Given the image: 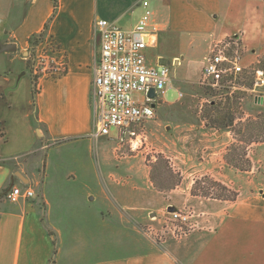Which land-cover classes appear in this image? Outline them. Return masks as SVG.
<instances>
[{"label": "rangeland", "instance_id": "obj_1", "mask_svg": "<svg viewBox=\"0 0 264 264\" xmlns=\"http://www.w3.org/2000/svg\"><path fill=\"white\" fill-rule=\"evenodd\" d=\"M32 3L0 0V42L17 44V51L0 53V129L7 128L11 138L8 144L0 142V152L31 150L9 165L13 174L37 178L44 188L92 191L90 197L103 192L102 199L74 203L81 208L80 248L93 258L127 254L133 246L140 250L147 244L176 246L183 255L191 254L196 244L190 243L200 233L187 229L186 236L173 238L159 222L169 205L198 210L208 203H264V106L245 92L216 97L201 86L204 46L192 44L199 30H179L173 22L157 32L160 39L147 50L152 65L158 54L167 58L170 83L155 118L137 127L134 137L119 139L116 127L99 139L49 141L39 136L32 126V64L39 43L33 46L28 39L41 31L30 16ZM154 4L151 8L158 11ZM39 6L44 11L50 0ZM22 71L26 74L17 83ZM15 183L23 186L17 177ZM100 211L104 222L93 218Z\"/></svg>", "mask_w": 264, "mask_h": 264}, {"label": "crops", "instance_id": "obj_2", "mask_svg": "<svg viewBox=\"0 0 264 264\" xmlns=\"http://www.w3.org/2000/svg\"><path fill=\"white\" fill-rule=\"evenodd\" d=\"M32 1L30 16L37 19V31H41L53 14V1L50 0L49 8L44 11L39 6L41 0ZM143 1L60 0L47 34L67 53L68 65L58 77L37 78L38 93L32 126L39 136L44 135L49 141L92 136L94 66L102 48L101 33L95 30L94 23L97 19L106 18L116 21L127 31L131 30L145 12ZM148 1L153 13L151 28L156 26L158 33L169 29L172 22L179 30H199L197 33L200 34L193 38L192 44H197L199 49L204 46L202 67L212 40L235 33H241L242 43L247 49V65L257 62L259 57L264 58V0ZM153 3L158 11L151 8ZM124 19L125 24H121ZM158 33L155 44L160 39ZM23 54L27 55L26 52ZM161 56L158 54L156 64ZM16 58L11 57L13 61ZM4 76L9 82L10 75L5 72ZM1 96L4 98V94ZM216 134L221 137L219 132ZM10 139L9 130L2 127L0 142L8 144ZM260 145L264 149V141ZM29 152L31 150L0 152V189L11 184L16 177L17 171L13 174L9 161ZM217 173L213 172L212 176ZM28 179V184L22 183L35 190L34 198L17 203L5 198L0 201V264H49L54 250L50 230L58 238L55 264H264V203L224 202L198 206L196 211L200 213L199 220L203 226L193 230L200 235L190 243L196 244L191 254L183 255L176 246L147 244L140 250L133 246L127 254L93 258L88 249L78 246L81 225V208L78 205L88 199L92 191L47 189L37 178ZM98 197L103 198L102 191L90 200ZM44 211L45 221L42 220ZM93 215V218L106 221L103 211ZM73 243L74 246L68 249V245ZM84 255L88 257L80 259Z\"/></svg>", "mask_w": 264, "mask_h": 264}, {"label": "built area", "instance_id": "obj_3", "mask_svg": "<svg viewBox=\"0 0 264 264\" xmlns=\"http://www.w3.org/2000/svg\"><path fill=\"white\" fill-rule=\"evenodd\" d=\"M143 5L145 12L131 30L127 31L116 21L106 18L97 19L94 23L95 30L102 37L91 93L94 113L92 137L95 139L109 137L114 127L118 129L119 139L134 137L137 127L155 118L152 104L163 100L162 95L170 83L168 66L149 62L147 50L155 45L158 28H151L153 13L149 1L144 0ZM246 51L241 33L214 38L202 67L199 84L211 89L216 97L248 93L257 105L264 106V58L259 57L257 62L247 65ZM67 65V53L46 34L34 55L33 74L37 78L58 77L65 72ZM151 89L156 93L154 99L149 96ZM35 196L33 188L14 184L8 189L5 199L17 203ZM199 218L200 213L195 208L185 207L167 211V216L159 222L167 226L173 238L179 239L187 235V229L195 230L203 226Z\"/></svg>", "mask_w": 264, "mask_h": 264}, {"label": "trees", "instance_id": "obj_4", "mask_svg": "<svg viewBox=\"0 0 264 264\" xmlns=\"http://www.w3.org/2000/svg\"><path fill=\"white\" fill-rule=\"evenodd\" d=\"M52 1H53V14H52V16L47 21V23L44 25V28L41 30L39 35H36V36L33 35V36L29 37V39H28L29 43L33 46L37 45L40 42V40L47 34L51 20L56 16V14L58 12L60 0H52ZM37 80H38L37 77L32 79V98H33L34 106H36V95L38 93V81ZM11 185H12V183L6 187L0 189V201L5 198V195H6L8 189L10 188ZM228 198H230V197H228ZM45 218H46V213L44 211V214L42 216V220L45 221ZM49 233L53 237V244H54L53 255L50 258L49 264H55V262H56L55 256L58 253V238H57V235L55 232L50 230Z\"/></svg>", "mask_w": 264, "mask_h": 264}, {"label": "water", "instance_id": "obj_5", "mask_svg": "<svg viewBox=\"0 0 264 264\" xmlns=\"http://www.w3.org/2000/svg\"><path fill=\"white\" fill-rule=\"evenodd\" d=\"M27 1H30V0H27ZM15 51H17V44L16 43H2V42H0V53H3V52H7L8 53V52H15ZM158 63L160 65H167L168 64V60L165 57H160ZM25 74H26V71H22L21 75L18 76L17 83L19 82L21 76L25 75ZM149 96L152 99H154L156 97V93H155L154 89L150 90ZM156 102L161 104V103H163V100H158ZM156 102H154L152 105L156 106ZM262 102L264 103V99L262 100ZM128 136H129V133H127V137ZM15 176L18 179H20L21 181H23L24 183H26V184L29 183V179L26 178L20 171H17L15 173ZM14 184H15V177L13 178V182H12V185H14ZM174 210H176V207H174L173 205H169L168 206V211H174Z\"/></svg>", "mask_w": 264, "mask_h": 264}, {"label": "flooded vegetation", "instance_id": "obj_6", "mask_svg": "<svg viewBox=\"0 0 264 264\" xmlns=\"http://www.w3.org/2000/svg\"><path fill=\"white\" fill-rule=\"evenodd\" d=\"M158 62H159V60H158ZM158 104H159V103L156 102V106H157ZM156 106H154V107H156Z\"/></svg>", "mask_w": 264, "mask_h": 264}]
</instances>
